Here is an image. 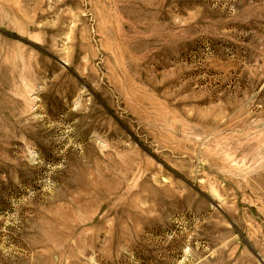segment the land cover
Returning a JSON list of instances; mask_svg holds the SVG:
<instances>
[{
    "label": "rangeland",
    "instance_id": "obj_1",
    "mask_svg": "<svg viewBox=\"0 0 264 264\" xmlns=\"http://www.w3.org/2000/svg\"><path fill=\"white\" fill-rule=\"evenodd\" d=\"M0 264H264V0H0Z\"/></svg>",
    "mask_w": 264,
    "mask_h": 264
}]
</instances>
